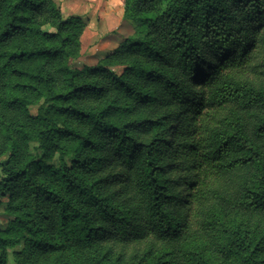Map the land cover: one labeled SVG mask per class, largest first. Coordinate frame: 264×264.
Masks as SVG:
<instances>
[{
	"label": "trees",
	"instance_id": "1",
	"mask_svg": "<svg viewBox=\"0 0 264 264\" xmlns=\"http://www.w3.org/2000/svg\"><path fill=\"white\" fill-rule=\"evenodd\" d=\"M123 19L76 69L83 18L0 0V264L16 245L15 264H264V0Z\"/></svg>",
	"mask_w": 264,
	"mask_h": 264
},
{
	"label": "rangeland",
	"instance_id": "2",
	"mask_svg": "<svg viewBox=\"0 0 264 264\" xmlns=\"http://www.w3.org/2000/svg\"><path fill=\"white\" fill-rule=\"evenodd\" d=\"M64 18L81 17L86 22V30L82 37V55L71 62L76 69L95 66L98 61L111 54L119 45L117 36L123 33L128 37L133 33L135 24L123 19L125 0H56ZM123 20V21H122ZM46 30H50L46 27ZM117 46V47H116ZM123 65L113 66L112 70L122 74ZM37 107L31 112L36 115ZM15 216L7 203L0 206V232H6ZM23 249V245L7 247L5 250L9 264H15V255ZM231 264H238L233 260Z\"/></svg>",
	"mask_w": 264,
	"mask_h": 264
},
{
	"label": "crops",
	"instance_id": "3",
	"mask_svg": "<svg viewBox=\"0 0 264 264\" xmlns=\"http://www.w3.org/2000/svg\"><path fill=\"white\" fill-rule=\"evenodd\" d=\"M123 16V15H122ZM123 21V20H122ZM123 33H120V34H118L117 36L119 37V40H117V42H118V44H120L124 39H125V37H123ZM118 46V45H117ZM116 46V47H117Z\"/></svg>",
	"mask_w": 264,
	"mask_h": 264
}]
</instances>
